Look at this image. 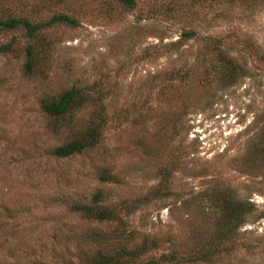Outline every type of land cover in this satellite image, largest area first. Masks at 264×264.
<instances>
[{
	"label": "rangeland",
	"instance_id": "1",
	"mask_svg": "<svg viewBox=\"0 0 264 264\" xmlns=\"http://www.w3.org/2000/svg\"><path fill=\"white\" fill-rule=\"evenodd\" d=\"M134 1L0 0V21L77 23L0 30V264H87L153 238L141 263L264 264V0ZM72 88L92 102L60 126L42 102ZM99 121L93 149L53 155ZM224 201L251 213L197 259L217 252ZM93 203L119 221L76 211Z\"/></svg>",
	"mask_w": 264,
	"mask_h": 264
},
{
	"label": "trees",
	"instance_id": "2",
	"mask_svg": "<svg viewBox=\"0 0 264 264\" xmlns=\"http://www.w3.org/2000/svg\"><path fill=\"white\" fill-rule=\"evenodd\" d=\"M121 5L125 6L128 10H132L135 7L134 0H115ZM63 23L68 25L75 26L76 20L72 17L65 14H58L52 16L46 22L30 23L27 19L24 18H7L0 21V30H15L21 29L25 32V36L29 39L33 38L36 34L42 30L52 27L56 24ZM194 37L193 33H185L184 37L190 38ZM12 50V43L4 44L0 46V54L9 53ZM35 49L32 46H29L26 50L27 62L25 64L24 71L27 74H31L34 71L35 63L33 58L35 56ZM92 102V100L79 92L76 88H72L67 92H64L56 99L52 100H43L42 110L45 115L51 119H55L57 122L60 120L62 124L60 126H67L71 123L70 116L73 113V110L82 109L85 105ZM69 118V119H68ZM55 121V125H59ZM104 124L102 121L92 122L84 130L79 131L76 135V138L57 148L53 155L57 158H67L73 155H78L83 153L86 150L93 149L102 134V129ZM109 178H104V181ZM96 198V197H95ZM94 198V199H95ZM94 204V203H93ZM220 212H222V230L220 232V238L222 240H217L216 245H212L217 249V252L212 251L211 253L203 251L197 257L202 261H211V257L215 258L220 254V251H228L227 247L224 246L225 240L233 232H236L246 220L248 214L251 213V206L249 204H244L241 201H224L221 204ZM85 218L90 221L103 223L106 221H119L118 216L109 209L108 207H99L97 204L93 206H80L76 208ZM223 245V246H222ZM220 246L223 247V250L220 249ZM225 247V248H224ZM158 249L157 241L153 239H148L143 243V246L138 252L128 250V247L123 246L120 249H117L113 254H102L98 253L87 259V264H177L182 261V258L178 256L176 252H169L168 254H161L157 259H151L146 263H141L142 256H144L148 250Z\"/></svg>",
	"mask_w": 264,
	"mask_h": 264
}]
</instances>
